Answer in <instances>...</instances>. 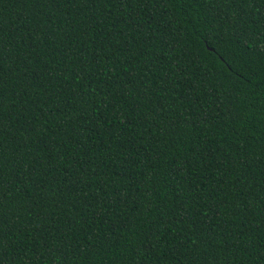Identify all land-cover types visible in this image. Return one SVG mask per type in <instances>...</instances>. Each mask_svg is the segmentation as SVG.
Masks as SVG:
<instances>
[{
    "label": "trees",
    "instance_id": "trees-1",
    "mask_svg": "<svg viewBox=\"0 0 264 264\" xmlns=\"http://www.w3.org/2000/svg\"><path fill=\"white\" fill-rule=\"evenodd\" d=\"M0 264H264V0H0Z\"/></svg>",
    "mask_w": 264,
    "mask_h": 264
}]
</instances>
